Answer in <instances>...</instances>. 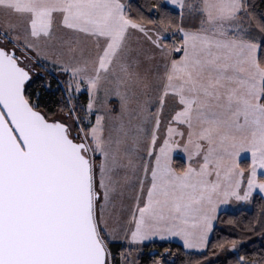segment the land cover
<instances>
[{"label": "snow or ice", "instance_id": "obj_1", "mask_svg": "<svg viewBox=\"0 0 264 264\" xmlns=\"http://www.w3.org/2000/svg\"><path fill=\"white\" fill-rule=\"evenodd\" d=\"M168 2L196 20L178 45L167 14L146 20L124 0H0V264H113L117 229L206 249L221 206L264 193V17L249 0ZM58 28L73 39L47 51ZM36 63L57 74L54 111L33 91Z\"/></svg>", "mask_w": 264, "mask_h": 264}, {"label": "trees", "instance_id": "obj_2", "mask_svg": "<svg viewBox=\"0 0 264 264\" xmlns=\"http://www.w3.org/2000/svg\"><path fill=\"white\" fill-rule=\"evenodd\" d=\"M252 15L260 18L264 17V0H249ZM131 14L143 15L146 20L151 19L159 21L163 14L171 20V26H168L165 20L164 27L171 39L177 40L176 30L179 28H190L195 23L194 17L185 12L183 18L179 10L168 5L165 0H130ZM257 38V43H261L259 33H253ZM168 42V38H167ZM258 55H264V48H261ZM44 68V75L34 81L33 91L39 92L44 106L49 111H54L56 105L61 102V93L56 91L58 79L57 74ZM62 80L63 77H60ZM51 85V90L44 87L45 84ZM86 93L79 97L80 102H86ZM183 161L174 158L175 167H181ZM248 159L240 161V165L247 171ZM222 242L223 247L212 245ZM232 242H236L238 251H231L223 258L215 259L214 256L227 249ZM109 248L113 253V264H122L120 253L130 254L132 249L127 248L121 242L111 241ZM165 255L164 263L169 264H236L238 255L246 260L257 261L260 264L261 258H264V197L256 194L252 198L251 208L240 209L237 211H221L218 214L216 225L212 230L208 247L201 252L189 251L180 243L174 241L149 242L143 245V253L139 257L140 264H155L159 255Z\"/></svg>", "mask_w": 264, "mask_h": 264}, {"label": "rangeland", "instance_id": "obj_3", "mask_svg": "<svg viewBox=\"0 0 264 264\" xmlns=\"http://www.w3.org/2000/svg\"><path fill=\"white\" fill-rule=\"evenodd\" d=\"M167 3L168 0H165ZM173 6H177V5H173ZM178 7V6H177ZM8 17H6L4 15L3 12H0V29L3 28V25L5 24L6 20ZM13 18H16L17 20H11V22H17L19 20L18 17H13ZM67 31H65L64 29H60L58 28L57 31H56V39H53L51 41H48V42H44L42 43V47H44L47 51H51L52 50V47L54 45H56L58 43V41L60 39H63V40H70V39H73V34L71 32H68V35L71 36V37H66L64 38V36L62 34ZM170 35V34H169ZM79 39L82 41V42H85V43H89L90 44V41L88 40L87 37H79ZM177 43V40L174 39ZM168 42L169 44H172L173 42V39H171V37L169 36L168 38ZM167 42V43H168ZM178 45V44H177ZM159 61V58L158 56L153 58V59H149V63H154L155 64ZM155 64H153L152 66H148L149 67H152L153 69L155 68ZM35 69H36V76L34 78V81L37 80L38 78L42 77L44 75V68L41 67L38 63H36L34 65ZM147 69V68H146ZM75 102V101H74ZM99 103V101H98ZM107 103L114 109L115 112H118L119 111V99L115 96H112L108 101ZM168 110L169 107L166 106L165 107V110H164V113L162 115V118H161V126H160V129H159V132H158V135L159 136H164L166 134V121L169 119L168 117ZM104 114V113H102ZM113 113H109V115H112ZM108 122V121H106ZM178 151H181L183 152L182 150H180V148H177L174 150L173 152V161H174V158H176V154ZM244 159H249L250 161V153L248 152H241L240 154V158H239V163L241 160H244ZM260 178H264V176L260 177ZM256 194H260L264 197V193H261L258 189L256 191L253 192L251 198L248 200V201H236V200H231L229 201V203L227 205H224V206H221L217 212V217H218V214L221 212V211H237V210H240V209H249L251 208V202H252V198L256 195ZM120 197L118 196L116 198V208H115V211L118 215L120 216H124V213L121 212V209H120ZM125 203H128V201L125 199L124 201ZM216 221L217 219L213 222V228L214 226L216 225ZM212 235V232L209 234V239ZM125 236V233L122 232V231H119V229H117V232L115 234V237L113 240H121L123 237ZM151 239V238H150ZM146 240H149V239H146ZM145 241V240H144ZM143 241H141V243H138L131 251H130V254H128L127 256V252L124 253V256L123 258L121 257V260H122V264H140L139 263V257L142 255L143 253ZM189 249V248H188ZM190 251H195V252H201L203 251L204 249H189ZM231 251H233L230 246L223 250V251H220L219 253H217L214 258L215 259H220V258H223L225 255H227L228 253H230ZM167 258L164 254L163 255H159L157 260L161 261L163 259Z\"/></svg>", "mask_w": 264, "mask_h": 264}, {"label": "crops", "instance_id": "obj_4", "mask_svg": "<svg viewBox=\"0 0 264 264\" xmlns=\"http://www.w3.org/2000/svg\"><path fill=\"white\" fill-rule=\"evenodd\" d=\"M124 2H126L127 4H129V2H130V0H124ZM166 2V1H165ZM167 3V2H166ZM168 5H170L171 7H173V8H175V9H177V10H179V8L177 7V6H173L172 4H170V3H167ZM180 11V10H179ZM7 19H9V18H7ZM11 20H17L16 18H11ZM151 27V26H150ZM184 28V27H183ZM184 29H188V28H184ZM66 31V30H65ZM68 32L69 31H67V33L66 32H64L63 31V33L64 34H62L63 36H64V38H66V37H71V36H69L68 35ZM176 33H177V44H179V42L181 41V39H182V34L178 31V30H176ZM165 35H166V43H167V38H169V32H167V30H166V33H165ZM80 37H84V36H80ZM131 42L133 43V46H136V43H137V41L144 47V48H149L150 46H149V44H148V42L146 41V40H144L141 36H139V34H137V33H133L132 34V36H131ZM168 44H169V42H168ZM174 55H176V54H174ZM153 58H155V57H153ZM153 58H151V59H153ZM159 58V57H158ZM160 61H158L156 64H155V62L154 63H149V59H145L144 61H143V68H148V66H152L153 64H155V66L159 63ZM169 111V110H168ZM180 150H182V148H180ZM176 157H178V158H180L182 161H183V163H182V165L181 166H183V165H185L186 164V155H185V153L184 152H181V151H178L177 152V154H176ZM249 160V159H248ZM174 162V161H173ZM250 162V161H249ZM175 166V165H174ZM241 166V165H240ZM242 167V166H241ZM224 211V210H223ZM112 241H114V242H121V243H123L125 246H127V248H129V249H133L138 243H141V242H131L126 236H124L121 240H112ZM164 241H174V242H178V243H180L185 249H187V250H189L188 248H186L185 246H184V243H183V240H182V238H180V237H178V236H173V237H170V238H166V239H160V238H151V239H149V240H145V241H143L142 243L143 244H145V243H149V242H164ZM190 251V250H189Z\"/></svg>", "mask_w": 264, "mask_h": 264}, {"label": "flooded vegetation", "instance_id": "obj_5", "mask_svg": "<svg viewBox=\"0 0 264 264\" xmlns=\"http://www.w3.org/2000/svg\"><path fill=\"white\" fill-rule=\"evenodd\" d=\"M161 264H169V262L164 263V260H161Z\"/></svg>", "mask_w": 264, "mask_h": 264}]
</instances>
